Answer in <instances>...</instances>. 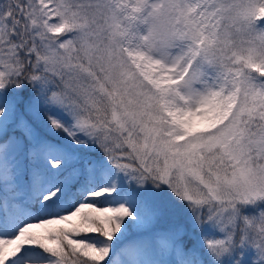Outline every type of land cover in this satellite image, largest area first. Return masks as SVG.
Returning a JSON list of instances; mask_svg holds the SVG:
<instances>
[{
    "label": "snow or ice",
    "instance_id": "6c2138e0",
    "mask_svg": "<svg viewBox=\"0 0 264 264\" xmlns=\"http://www.w3.org/2000/svg\"><path fill=\"white\" fill-rule=\"evenodd\" d=\"M0 264H264V0H0Z\"/></svg>",
    "mask_w": 264,
    "mask_h": 264
}]
</instances>
